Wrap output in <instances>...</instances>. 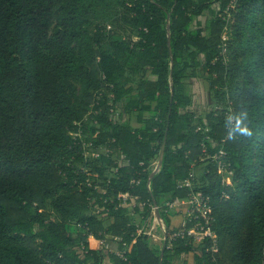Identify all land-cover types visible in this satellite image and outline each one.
I'll return each mask as SVG.
<instances>
[{
  "label": "trees",
  "instance_id": "16d2710c",
  "mask_svg": "<svg viewBox=\"0 0 264 264\" xmlns=\"http://www.w3.org/2000/svg\"><path fill=\"white\" fill-rule=\"evenodd\" d=\"M117 13L134 38L105 34ZM205 79L225 106L199 118ZM242 114L252 135L229 138ZM196 193L216 243L166 240L162 264H264V0H0V264H160L150 205L169 228L163 205Z\"/></svg>",
  "mask_w": 264,
  "mask_h": 264
},
{
  "label": "rangeland",
  "instance_id": "374dc122",
  "mask_svg": "<svg viewBox=\"0 0 264 264\" xmlns=\"http://www.w3.org/2000/svg\"><path fill=\"white\" fill-rule=\"evenodd\" d=\"M118 12V11H117ZM54 23H56V19L54 20ZM107 32L110 33H116L122 36L123 38H128L132 39L135 36V33H132L126 26L123 24H120L119 22V16L118 13L115 16H112L111 21L108 23H105V34H108ZM230 38V32L225 31L222 35L223 40H227ZM105 49L107 48V44H104ZM208 80V79H207ZM208 87H209V81L207 82L205 80H194L190 81V83L186 86L187 93L189 96L192 97L193 100V110L196 113L197 117L201 118L204 117L205 111L208 109H211L215 112H221L222 109L224 108V104L221 100V94H220V89H217V92L213 93L211 96L208 93ZM211 107V108H210ZM127 117L126 116H121L120 111H117L112 114L111 120L113 123H122L126 121ZM234 119H232V122ZM85 154L88 158V160H94L97 158V155L99 156L100 154H106V149L105 148H100L96 151L92 149V146L88 145L85 148ZM202 166L201 168H195L192 171V175L194 177V180L197 179L199 174H201L203 170ZM227 175H223L225 178ZM98 186H100L103 182L102 180H97L95 182ZM124 206L128 209L129 215L133 219L134 223L136 225L139 224L141 220V215L142 212H139V214L135 213V206L136 203L134 200H130L124 204ZM47 211L51 212L49 208H47ZM96 214V212H94ZM175 215H171L170 219L173 218ZM177 220H172L173 224H171L170 227L178 226L179 223V216L177 215ZM51 220L54 222L58 221V218L55 214L51 213ZM165 227L163 224L162 220L160 218H157L154 213L151 215L150 218H148L145 221V224L143 225V231L148 233L149 238L151 241H153L152 236H156L154 238L155 241H153V244L149 243L153 248H160L162 247L163 243L165 242V239L169 240V235L171 234V228ZM71 229L75 232L78 233L80 232V228L76 225H71ZM147 236V237H148ZM190 244L193 246H198L200 243H191L189 240H187ZM108 245V250L110 252H119L118 250V241L113 239V238H107V241L105 242ZM156 246V247H155ZM106 250V249H105ZM111 254V253H108ZM106 264H111L108 260H106Z\"/></svg>",
  "mask_w": 264,
  "mask_h": 264
},
{
  "label": "built area",
  "instance_id": "2783aa9c",
  "mask_svg": "<svg viewBox=\"0 0 264 264\" xmlns=\"http://www.w3.org/2000/svg\"><path fill=\"white\" fill-rule=\"evenodd\" d=\"M203 152L206 156L205 149H203ZM158 172L159 168H157V163H155L149 179L153 178ZM219 174L222 177L223 175H227L225 178L223 177V183L227 186L231 185V172L228 171L227 166L223 163H219ZM179 185L180 187H191V181L187 180L181 182ZM117 199L125 203L132 198L130 195L124 194L120 195ZM150 207L153 213L155 208L152 205H150ZM163 212L165 214L179 216L178 226L172 228V233L169 236L168 247L171 246V241L176 238L187 239L191 243H202L206 238H210L214 244L216 243V237L210 230L213 221L211 207L208 200L200 193L192 194L184 200L166 202L163 205ZM138 233H140V231H138ZM114 239L118 242L121 241V239L118 238ZM99 245L106 254L113 253L120 258L123 257V253L121 252H110V250H108V245L103 240L99 241Z\"/></svg>",
  "mask_w": 264,
  "mask_h": 264
},
{
  "label": "clouds",
  "instance_id": "9594fccd",
  "mask_svg": "<svg viewBox=\"0 0 264 264\" xmlns=\"http://www.w3.org/2000/svg\"><path fill=\"white\" fill-rule=\"evenodd\" d=\"M232 117L229 118L228 124H232ZM246 119V116L243 114L240 116L235 117V124L234 126L230 127L229 130V138H232L234 135H245V136H251L252 132L249 130L247 126L244 125L243 121Z\"/></svg>",
  "mask_w": 264,
  "mask_h": 264
},
{
  "label": "water",
  "instance_id": "95a60500",
  "mask_svg": "<svg viewBox=\"0 0 264 264\" xmlns=\"http://www.w3.org/2000/svg\"><path fill=\"white\" fill-rule=\"evenodd\" d=\"M167 28L169 29V24H167ZM164 147H165V140H164V143L161 147V151H160V154H159V158H158V161H157V168L160 169L161 165H162V161H163V156H164ZM154 215L157 217V218H160V215H159V208L156 206V204L154 203ZM163 254H164V248H161V251H160V257H159V261H160V264H162V257H163Z\"/></svg>",
  "mask_w": 264,
  "mask_h": 264
},
{
  "label": "crops",
  "instance_id": "0c3cea01",
  "mask_svg": "<svg viewBox=\"0 0 264 264\" xmlns=\"http://www.w3.org/2000/svg\"><path fill=\"white\" fill-rule=\"evenodd\" d=\"M186 93H187V89H186ZM187 94H188V93H187ZM188 95H189V94H188ZM153 213H154V212H153ZM153 213H152V214H153ZM171 219H172V220H177V217L174 216V217L171 218ZM160 220H161V219H160ZM171 224H173V222H171ZM174 227H176V226H174ZM172 228H173V227H171V233H172ZM145 234L148 236V233L145 232ZM170 235H171V234H170ZM170 235H169V236H170ZM149 236H150V235H149ZM149 236H148L149 243H150V244H151V243L153 244V241H155L154 238H155L156 236H152V238H153L152 240H153V241H151V239L149 238ZM169 236H168V237H169ZM166 240H167V239H165V241H166ZM163 244H164V243H163ZM153 245H154V244H153ZM150 246H151V245H150ZM162 246H163V245H162ZM151 247H152V246H151ZM155 247H156V246H155ZM152 248H153V247H152ZM161 248H162V247H160V248H158V249H161ZM154 249H156V248H154Z\"/></svg>",
  "mask_w": 264,
  "mask_h": 264
}]
</instances>
